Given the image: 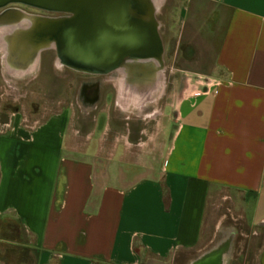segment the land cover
I'll return each mask as SVG.
<instances>
[{"label": "crops", "instance_id": "1", "mask_svg": "<svg viewBox=\"0 0 264 264\" xmlns=\"http://www.w3.org/2000/svg\"><path fill=\"white\" fill-rule=\"evenodd\" d=\"M181 1L179 38L209 73L0 129V222L36 264H210L264 231V0Z\"/></svg>", "mask_w": 264, "mask_h": 264}, {"label": "water", "instance_id": "2", "mask_svg": "<svg viewBox=\"0 0 264 264\" xmlns=\"http://www.w3.org/2000/svg\"><path fill=\"white\" fill-rule=\"evenodd\" d=\"M164 1L0 0V9L21 5L58 15L20 10L0 15V50L6 69L22 77L34 74L41 54L54 50L59 65L78 73L123 72L135 97L146 104L162 90V74L167 68L158 20ZM133 80L139 88L133 87ZM232 247V239L220 242L210 254V264H224Z\"/></svg>", "mask_w": 264, "mask_h": 264}, {"label": "rangeland", "instance_id": "3", "mask_svg": "<svg viewBox=\"0 0 264 264\" xmlns=\"http://www.w3.org/2000/svg\"><path fill=\"white\" fill-rule=\"evenodd\" d=\"M167 2L168 8L163 9L158 14V20L161 23V34L165 43V63L169 68L165 78L184 82L190 77L187 74L189 71L193 79L199 77L198 73H209L207 66L204 64H190V61L195 60V56L189 60L190 54L186 49L189 45L179 38V9L182 1L167 0ZM26 12L28 14L36 13L32 10ZM1 56H3L2 50H0V129L10 119L13 121L22 119V124L30 127L40 113L53 112L58 108L65 109L68 105H73V96H77V92L75 95L73 93L86 78L78 74L73 75L69 71L57 74L58 71L51 68L52 61H55L54 58L56 57L54 52L45 54L44 66L46 67L37 68L34 74L24 77L13 75L9 71L5 72L6 69L2 66ZM9 73L11 77H9ZM186 74L189 76L187 77ZM6 135L9 136L10 132ZM243 234L248 238L239 237L233 244L232 256H236L241 251L240 247H244V252L237 257L235 264H244L243 258L246 255L248 256L247 264H249L252 260L254 248L258 247L260 239L264 240V231L261 234L259 233L258 237L253 236L251 232H243ZM251 243L252 245L248 247Z\"/></svg>", "mask_w": 264, "mask_h": 264}, {"label": "flooded vegetation", "instance_id": "4", "mask_svg": "<svg viewBox=\"0 0 264 264\" xmlns=\"http://www.w3.org/2000/svg\"><path fill=\"white\" fill-rule=\"evenodd\" d=\"M10 10H20L23 12H26L27 10H32V11L36 12L35 15L58 16L55 14H48L46 12L36 10V9H32V8H28V7H24L21 5H10L4 9H0V15L4 14L5 12L10 11ZM1 35H2V33H1ZM48 52H54V54L56 56V53L54 50H48V51L43 52L41 54L40 63H39L37 68L46 67V66H44V62H45V58H46L45 54ZM4 57H5V55L3 54V56H1L2 66H3V68L6 69L7 66L5 65ZM54 60L55 61H52L51 68L65 69L67 71L72 72L73 74L82 75V76H85L86 78L91 79L90 81L83 82L80 86H78L77 90H75L73 93L75 95L77 92V96H73V101L79 99L84 107H88V108H92L93 110H97L99 103L102 102L106 98H109L111 100L116 99V98L123 100L122 93L124 92V90L128 89L129 91L134 92V90L129 86L130 84L128 83L129 82L128 76L125 75L121 71H116V72H113L111 74L102 75V76L88 75V74L78 73V72H75L71 69H68V67L58 65L56 57L54 58ZM168 72H169V69L166 68V70L162 74L163 78L165 80H166L165 76ZM10 75L11 74L9 73V77H11ZM132 85L134 88L140 87V84L136 83V82L134 83V80H133ZM141 87H142V85H141ZM142 109L145 112L149 111V107H147L146 105L142 106Z\"/></svg>", "mask_w": 264, "mask_h": 264}, {"label": "trees", "instance_id": "5", "mask_svg": "<svg viewBox=\"0 0 264 264\" xmlns=\"http://www.w3.org/2000/svg\"><path fill=\"white\" fill-rule=\"evenodd\" d=\"M189 60L195 56V50L188 46ZM21 235V227L13 221L0 222V242L3 246L0 247V258L5 261V264H36V252L30 248L15 244L16 239Z\"/></svg>", "mask_w": 264, "mask_h": 264}, {"label": "bare ground", "instance_id": "6", "mask_svg": "<svg viewBox=\"0 0 264 264\" xmlns=\"http://www.w3.org/2000/svg\"><path fill=\"white\" fill-rule=\"evenodd\" d=\"M59 65V64H58ZM7 70H5V72H6ZM225 264V263H224Z\"/></svg>", "mask_w": 264, "mask_h": 264}]
</instances>
